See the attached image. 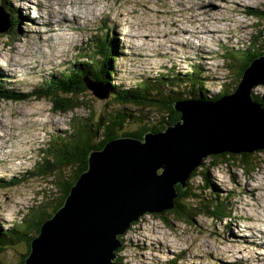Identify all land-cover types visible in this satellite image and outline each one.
<instances>
[{"label": "rangeland", "instance_id": "obj_1", "mask_svg": "<svg viewBox=\"0 0 264 264\" xmlns=\"http://www.w3.org/2000/svg\"><path fill=\"white\" fill-rule=\"evenodd\" d=\"M0 1L10 12L5 10L7 22L11 24L7 31H0V80L22 92L38 91L45 76L64 69L74 59H83V53L91 57L94 43L99 45L100 40L111 39V47L116 49L115 85L136 89L144 80L161 76L158 84L166 88L161 91L155 84L148 91L156 94L161 91L157 96H164L167 103L182 98H201L195 95L199 89L194 90L201 86L189 90L186 76L199 75L200 78H191V81L209 83L204 86L207 95L230 89L237 82L238 69H231L224 62L228 58H243L239 50V53L232 50L238 46L244 49L246 44L253 42H258V48L264 50V16L248 13L249 8L264 10V0H91L86 5L81 2L83 0ZM52 1L65 4L64 13L55 5L51 6ZM38 9L62 17H75L80 23L85 19L87 31L66 33L74 36L75 42L70 37L57 40L59 29H51L40 39L36 36L39 33L33 31L47 27L38 23L31 29L33 23L29 21L38 18ZM100 23L104 25V32L102 36L99 32L94 36ZM203 30L206 32H201ZM27 35L36 38L25 39ZM29 39L31 47L27 44ZM188 44L196 45L195 49ZM203 52L207 54L202 55ZM48 59L53 62L41 64ZM212 61L220 64L214 65ZM97 83L101 90L107 91L108 98L98 99L87 89L77 98L82 105L72 113L54 112L49 99L33 95L26 99L11 96L0 99V184L9 176L25 173L24 180L18 184L0 186V226L3 230L10 223L25 225L20 220L30 216L36 205L43 212H36L35 218H45L52 212L51 207L59 195L52 190V177L41 176L36 169L45 168L40 161L49 141L58 142L54 137L70 133L75 122H84L87 129L90 126L95 130L93 115L101 116V122L108 126L111 124L109 115L117 113L125 119L121 127H114L118 136L133 134L145 125H160L159 118L165 116V111L144 106L137 109L134 104L119 108L106 87ZM253 93L264 102V85H255ZM256 150L249 153L257 167L247 172L243 171L241 161L248 157L235 154L237 159L230 158L228 165L204 169L188 178L189 186L197 189L202 176L205 177L209 188L202 194L211 202L218 199L216 203L226 206L216 218L210 219L200 213L194 215L196 209L182 201L178 209L162 210L161 218L155 213L142 215L119 236V263L264 264V148L259 149L262 152ZM207 159L204 157V163ZM18 229L21 228L18 226ZM31 232L34 233L33 226H29L26 233ZM6 244L0 252V264H18L27 251V243ZM178 251L182 255L178 256L179 260L167 257Z\"/></svg>", "mask_w": 264, "mask_h": 264}, {"label": "water", "instance_id": "obj_2", "mask_svg": "<svg viewBox=\"0 0 264 264\" xmlns=\"http://www.w3.org/2000/svg\"><path fill=\"white\" fill-rule=\"evenodd\" d=\"M7 21L0 6V31ZM85 85L98 99L107 97L97 82ZM255 85H264V54L243 70L231 94L176 101L181 116L164 130L146 132L144 140L112 138L90 151L86 170L41 223L22 264H119L117 235L144 213L174 208L175 186L184 188L204 157L264 148V106L252 97Z\"/></svg>", "mask_w": 264, "mask_h": 264}, {"label": "trees", "instance_id": "obj_3", "mask_svg": "<svg viewBox=\"0 0 264 264\" xmlns=\"http://www.w3.org/2000/svg\"><path fill=\"white\" fill-rule=\"evenodd\" d=\"M0 3L3 2L0 1ZM5 7L4 9L8 11V9ZM248 13L254 14L255 16H264V10L255 8H249ZM10 26L11 24H9V28ZM9 28H7L6 31ZM102 28H104V26L97 27V30H99L97 32H99L100 35L104 32ZM109 40L111 41V43L113 42L111 39ZM110 41L100 40L99 45L94 43V47L91 50V53L93 55L91 57L87 58L86 54L83 53L84 55L81 56L83 59H74L71 63L67 64L64 69L45 76L44 79L41 80L40 89L36 92L35 90H31L28 93H20L18 90H14L11 87L3 84V81L0 80V99L6 100V97L8 96H11L15 99H26L33 95L37 98L49 99L52 103V109L54 112L72 113L73 111H75V109L79 108L82 105V103L77 98H80L81 95L87 90L84 83L85 77L87 78L86 80L89 79L88 81L100 82L102 85H104L109 92L110 98L119 106V108H123L126 104H134L136 105L137 109H139V107H154L157 111H165V116L159 118L160 125L158 127H156L154 124L150 125V127L145 125L140 131H136L133 134L124 133L120 136H134L142 140L144 133L148 131L158 132L177 122L180 118V114L175 110L174 107V102L176 100L167 103L163 100L164 96H161V98L157 96L161 93V88H166L162 84H158L161 76L150 77L149 79L144 80L143 84L141 86H137L136 89L122 88L113 83V76L115 74L113 62L115 60L116 49L115 47H111L112 44L110 43ZM6 43H8V41ZM259 46L260 45L258 44V42L249 43V45L246 44L244 49L238 46L236 50L232 51H235L237 53L240 52V55L243 58H228L227 60H225V66L231 69H238V71L236 72L237 82L230 89H223L220 93H217V95H214L213 93V95H207V90L204 88V80L195 81L196 83L191 81V78H200L199 75H195L193 77L186 76V79L188 81H185V84L188 85L189 90L191 88L194 89L201 86L200 88L194 89H199V91L197 90L198 92L195 95L201 97L200 99L205 101L215 100L223 95L231 94V92H233L236 88V85L242 76L243 70L250 64L253 59L264 53L263 49L260 50V48H258ZM102 57H105V59L103 60ZM90 66L97 67L98 69L94 70ZM203 79L207 78L204 77ZM155 84H158L157 87L161 90L158 91L157 94L153 93L154 91H148L149 88H154ZM219 86L220 88H222L221 85ZM252 97L255 101L260 102L261 105L264 106L262 98L258 97L253 92ZM181 100L184 99L182 98L179 101ZM145 104H147V106ZM96 115L92 116V118L95 119V130H92L90 126H88L87 129V125L84 124V122H75L73 124L72 130H70V133H63L60 137H58V142H53L52 144H50V147H45V149L42 151L43 157L41 158L40 163H43V167L45 168L36 169V173L41 176L52 177L50 181L52 190L57 193V195H59L55 199V202L51 207L52 212L46 215L45 218L50 217L63 204L64 199L67 196L71 186L75 183L80 173H82L87 168V159L89 152L95 148L98 149L103 147L108 140L119 137L117 135V131L114 130V127H121L122 121L125 120L123 116L117 113L109 115L108 121L112 125L110 124L106 126L101 122L102 117L99 116L98 118H96ZM65 131L68 130L66 129ZM256 152H262V150H256ZM233 155L234 154L228 153L209 155L206 163L202 161L200 168L197 169V167L190 174L189 179L201 173V171H203L204 169L207 170L209 168H216L218 165H228L230 158H232L233 160L237 159L233 158ZM242 155L248 157V160L241 161L242 169L244 172H247L249 168L253 169L254 167H257V165L255 164V160H252V158L250 157L252 156V154L244 152L238 154L237 156L243 157ZM204 173L205 172H203L202 175H204ZM23 178L17 181L12 180L9 182L8 180H4L2 181L0 186H13L23 181ZM202 178V183L201 185L196 187L197 189H193L194 186H189L188 178L186 180L187 185L185 188H181L179 184L175 186L177 189V196L175 198L176 205L172 210L178 209L179 203L182 201L187 203L190 207L196 209L193 212L194 215L200 213L205 217L214 219L216 218V215H219V213L225 209V205L216 203L218 199L211 202L206 195L202 194L205 189L209 188V184L205 181V177L202 176ZM204 200H206L207 202H205ZM201 205L204 207L203 209L200 208ZM40 211L43 212V209H39L38 205H36L30 216H27L26 218L20 220L21 223L25 222V225L23 223L21 225H15L14 223H11L5 230H3L0 226V252L7 247L6 243L12 244L16 243L17 241H25L28 245L26 253L22 255V258L18 262V264H22L24 262V258L29 252L28 250L31 238L39 232L40 225L42 221L45 220L43 216L37 218L33 217L36 212ZM156 214L157 213H155L154 215ZM157 218L161 217L159 216ZM134 223H137V221L133 222V224ZM18 226L21 229H18ZM29 226H33L34 233H26ZM120 249L121 248L115 250V253L117 254ZM180 254L181 253L174 254L178 260V256H182ZM116 260H118V262H121L120 256H116L115 261ZM175 264H178V262H176Z\"/></svg>", "mask_w": 264, "mask_h": 264}, {"label": "bare ground", "instance_id": "obj_4", "mask_svg": "<svg viewBox=\"0 0 264 264\" xmlns=\"http://www.w3.org/2000/svg\"><path fill=\"white\" fill-rule=\"evenodd\" d=\"M83 4H85L86 5V3H90L91 2V0H83V1H81ZM51 6H56L55 8H57V10L59 11V12H63L64 13V11H65V4H59L58 3V1H52L51 2ZM17 8V7H16ZM89 8H90V6H89ZM15 9V8H14ZM17 9H19V8H17ZM36 9V8H35ZM39 10V9H38ZM34 13V12H33ZM38 14V13H37ZM71 14H75V13H71ZM32 15V14H31ZM33 16V15H32ZM36 16V15H35ZM37 17V16H36ZM84 17V16H83ZM86 17V16H85ZM9 19V18H8ZM81 20H83V22H81L80 23V19H78V18H75V17H72L71 16V18L70 17H68V16H66V15H64L63 17L62 16H59L58 14L56 15V14H54L53 12H45V11H41V10H39V15H38V18H36V19H33V21L32 20H29L30 21V23H33V24H31L30 25V28L31 29H35L34 27H32V25L34 26V25H36L37 26V24L38 23H40V24H42V25H44V26H46L47 28H44V29H38V28H36V30L35 31H33V32H37V33H39V35H36V36H38L40 39H43L44 38V34H46V33H48L51 29H59L58 31L60 32L59 33V36H57V40H64V39H66L67 37H70V38H72V40L75 42V37L74 36H72V35H67L66 33H69V32H81V33H83L84 31H87L86 29L88 28L86 25V23L84 22V21H86L85 19H81ZM34 21H35V23H34ZM72 21L73 22H75V24H73L72 23ZM83 23V25H81ZM100 26L102 27V26H104L103 24H101L100 23ZM16 27V26H15ZM242 28H245V27H242ZM16 29H17V27H16ZM91 30H93V29H91ZM242 31L244 32V30L242 29ZM201 32H206V30H203V31H201ZM55 33V32H54ZM89 33V32H88ZM98 32L96 31V34H93L94 36H98V34H97ZM210 33H212V31L210 30ZM56 35H58V32H56L55 33ZM246 34H248V32L246 33ZM35 37V35L33 36V35H27L26 36V38L25 39H28V38H34ZM77 37V36H76ZM36 38V37H35ZM51 38H53V37H51ZM18 39V38H17ZM25 39H24V42H25ZM31 39H29L30 41H29V43H27L30 47L32 46V44H31ZM48 39H49V37H48ZM6 40V39H5ZM19 40V39H18ZM33 40V39H32ZM85 41V40H84ZM178 43H182V42H178ZM50 44V43H49ZM56 44V43H55ZM159 44V43H158ZM160 45V44H159ZM162 45V44H161ZM189 45V44H188ZM41 46V45H40ZM175 46V45H174ZM192 46V47H191ZM195 46L196 45H189V47L192 49H195ZM54 47H56V45H54ZM78 47V46H77ZM150 47V46H149ZM167 47H170L169 46V44L167 45ZM38 48V47H37ZM80 48V47H79ZM151 48V47H150ZM170 49V48H169ZM186 49V48H185ZM188 49V48H187ZM149 50V49H148ZM202 51V50H201ZM161 52V51H160ZM29 54V53H28ZM124 54V53H123ZM166 54V53H165ZM204 54H207L206 52L204 53H202V55H204ZM125 56V55H124ZM214 60V59H213ZM14 62V61H13ZM53 62V60H51V59H48V61H44V62H42L41 61V64H44V65H46V64H50V63H52ZM213 63H214V65H216V64H218V63H220L219 61H212ZM218 62V63H217ZM210 63V62H209ZM9 66V65H8ZM196 66H194L193 65V68H195ZM7 68V67H6ZM158 68V67H157ZM214 69H216V70H218V68L216 67V66H214ZM20 70V69H19ZM155 75L157 74V71L154 73ZM205 84H209V83H205ZM220 85V84H219ZM20 93H25V92H22L21 90H18ZM28 92V91H27ZM26 92V93H27ZM213 95V94H212ZM177 111V110H176ZM178 112V111H177ZM180 114V113H179ZM181 116V115H180ZM162 131V130H161ZM149 132V131H148ZM142 140H144V139H142ZM159 172H161V170L159 169ZM23 174H25V173H21V174H15V175H12V176H9V177H7L5 180H8V182L9 181H17V180H19V179H22L23 178ZM187 180V179H186ZM212 180V179H211ZM213 181V180H212ZM8 182H7V184H8ZM186 182H185V186H186ZM184 186V187H185ZM177 193V192H176ZM11 224V223H10ZM9 224V225H10ZM130 225H132V223L130 224ZM117 238L119 239V237H118V235H117ZM120 240V239H119ZM177 251V250H176ZM222 251H225V250H222ZM179 253H181L180 251H178V252H171V253H169V255L167 256V257H169V258H171V259H174L175 258V255L174 254H179ZM256 254V253H255ZM114 255H115V257L117 256V254L114 252ZM257 255V254H256ZM114 257V258H115ZM116 262H118L117 260H116ZM237 263H239V262H237Z\"/></svg>", "mask_w": 264, "mask_h": 264}, {"label": "clouds", "instance_id": "obj_5", "mask_svg": "<svg viewBox=\"0 0 264 264\" xmlns=\"http://www.w3.org/2000/svg\"><path fill=\"white\" fill-rule=\"evenodd\" d=\"M241 79V78H240ZM239 82V81H238ZM260 103V102H259ZM224 153H228V154H234L233 155V158L235 157V154H240V153H229V152H224ZM217 155V154H216ZM244 157V156H243ZM201 165V164H200ZM198 167V166H197ZM196 167V168H197ZM191 174V173H190ZM189 178V177H188ZM180 185V184H179ZM177 186V185H176ZM177 190V189H176ZM176 198V197H175ZM175 198H174V200H175ZM175 205H176V203H175ZM175 207V206H174ZM173 209V208H172ZM172 209H169V211H173ZM166 212H167V210H166ZM145 214H148V213H144L143 215H145ZM158 217H159V215L160 216H163V212H161V213H157L156 214ZM142 216V215H141ZM141 216L137 219V220H135V221H133V222H136V221H138L140 218H141ZM47 218H49V217H47ZM47 218H45V220L47 219ZM44 221V220H43ZM42 221V222H43ZM133 222H131V223H133ZM135 224V223H134ZM134 224H132V225H134ZM126 231V230H125ZM121 234H119L118 235V237L120 236ZM120 239V238H119ZM121 241V240H120ZM117 250V249H116ZM115 252V251H114ZM116 258V257H115ZM115 258H114V261H115ZM119 263V262H118ZM120 264V263H119Z\"/></svg>", "mask_w": 264, "mask_h": 264}]
</instances>
